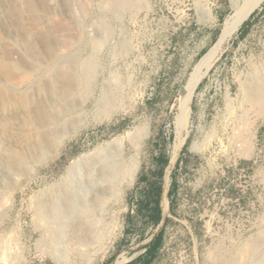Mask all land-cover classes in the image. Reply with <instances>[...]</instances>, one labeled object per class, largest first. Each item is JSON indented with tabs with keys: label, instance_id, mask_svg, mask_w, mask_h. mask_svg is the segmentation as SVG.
<instances>
[{
	"label": "rangeland",
	"instance_id": "obj_1",
	"mask_svg": "<svg viewBox=\"0 0 264 264\" xmlns=\"http://www.w3.org/2000/svg\"><path fill=\"white\" fill-rule=\"evenodd\" d=\"M99 1H77L76 22L63 14L62 0H54V8L45 0H29L25 6L43 11L39 18L25 20L27 29L42 24L41 33L60 42L73 40L67 62L76 66L80 58L94 55L98 69L89 90L82 88L74 98L75 118L48 137L47 147L26 165L25 154L20 157L21 178L10 177L4 186L13 195L0 212L4 221L0 233L9 241L14 264H70L44 243V229L33 208L67 183L76 160L114 146L123 148L126 157L135 156L139 168L133 184L105 204L101 227L94 230L86 225L91 237L102 235L77 245L76 262L264 264V114L251 107L244 94L245 85L264 75V2L225 44L224 53L198 86L188 138L174 165L184 86L194 65L218 39L224 20L232 13L231 0H141L138 8L116 14L106 12ZM105 24L110 32L98 52L81 43V37L87 41L100 35ZM5 50L10 52L0 61V88L4 87L0 98L24 97L25 90L24 95L15 94L12 87L21 79L23 56ZM6 70L19 81L5 74ZM6 79L17 82L12 80L16 82L12 85ZM106 97L112 101L111 112L101 114ZM78 103H83L80 110ZM1 114L0 131L7 129L3 123L7 115ZM70 126L74 135L50 154L60 135L72 130ZM140 129L145 130V138L136 149L130 139ZM194 142L202 149L193 151ZM245 145L251 147L247 156L240 153ZM40 160L43 164L37 165ZM253 241L261 244L259 253H263L245 254ZM124 256L126 261H122Z\"/></svg>",
	"mask_w": 264,
	"mask_h": 264
},
{
	"label": "bare ground",
	"instance_id": "obj_2",
	"mask_svg": "<svg viewBox=\"0 0 264 264\" xmlns=\"http://www.w3.org/2000/svg\"><path fill=\"white\" fill-rule=\"evenodd\" d=\"M27 1L29 0H0V61L6 52H10L5 50L7 48L14 50L13 54H22L23 57L20 59L22 68L20 67L21 71L19 70V72L22 73L21 79L19 81L18 78L11 73L12 76L19 81L15 87H12L14 88L15 94L21 93L24 95L22 91L25 90L24 97H19L18 95L16 97H7L6 99L4 97L0 98V113L6 114L7 117H9H6L7 121L5 120L3 122L5 126H7V129L5 128L6 130L0 131V212L12 201L13 192L4 190L6 182L10 177L14 179L21 178V172L19 173V170L20 166L23 165V161L20 159H23L24 154L25 162L31 160L34 155L37 156V151L41 150L43 147H47L45 146L47 138L53 136L55 132L61 131L59 130L60 127L74 117V98L80 94L82 88L83 92L89 90L90 83L98 69L94 59L95 57L93 58L94 55H90L85 59L80 58V60L76 62V66L67 62L70 58L69 55H71V46L75 43L73 40L65 39L64 41L62 40L63 42H60L58 38H54L50 34L41 33L42 24L37 25L35 28L27 29V27H25V20L32 21V16L39 18L43 12L41 9L25 8L28 3ZM45 1L54 8V0ZM62 1H64L61 7V10L64 11L63 14L66 15V18L68 17V21L70 19V21L75 20L76 22V16H78L76 15L78 14L76 13V5L78 4L77 1L80 0ZM99 2L106 12H113L114 14L127 8L136 9L141 6V0H100ZM263 2L264 0H244L243 2H240V0H231L232 13L224 20L218 39L194 65L184 86V93L181 98L179 97L180 117L177 119L174 165L188 138L187 127L192 117L191 104L198 86L212 69L217 59L224 53L225 44L239 31L244 22L248 20L251 14L260 7ZM83 5L85 4L83 3ZM45 14L47 13H44V15ZM44 20L46 21V19ZM69 22L68 24H70ZM45 24H47V22ZM68 27L71 28L70 26ZM76 27L78 31L79 27ZM76 27L74 28L76 29ZM100 28L101 27H99V29ZM82 30L84 32V29H81V32ZM109 30V25L105 24L102 27V33L100 35L87 38V41L84 37H81V39L83 38L81 43L86 42L85 44H87L93 52H98L99 49L103 47L106 35L110 32ZM52 31L54 30L52 29ZM56 31L58 30L56 29ZM4 60L6 59L4 58ZM5 62H7V60ZM17 63L19 64V62H15L14 64L17 65ZM11 65L9 64V67H11ZM18 67L17 65V69H19ZM8 72L9 71L5 72V74ZM6 80L9 81L11 79ZM16 80L14 79L13 81ZM4 81L5 80H3V82ZM16 82L12 85L16 84ZM7 83H10V81ZM7 87L8 86H6V88ZM244 91L245 101L249 103L251 107H256L260 113L264 114V75L258 76L256 81L251 84L249 83L247 87L245 85ZM10 92L11 90L9 93ZM81 95L83 94L81 93ZM101 102L103 104H99V111L101 114H107L108 110L111 109L112 101L110 102V98L106 97ZM77 106H79L80 110L83 107V103L80 105L78 103ZM0 125H3L2 122H0ZM22 129H25V131L22 132ZM62 133L63 132H60V134ZM74 133L75 130L73 129L68 132L66 131L62 135L58 133L60 137L54 142L50 154H55L65 139L72 137ZM144 138L145 130L140 129L131 137L130 141H132L133 146L137 149L140 147ZM122 149L123 148L120 146L109 147L108 149L96 152L95 155L91 154L94 155L92 157H89L90 155L88 157L84 155V158H80L78 161L76 160L69 168V174H67L66 180L67 183L57 188L47 199L36 202L33 208L38 224L44 229L42 234L44 243L52 246V248H56L55 252L59 253V256L69 261L70 264H81L78 261L76 262L77 255L79 254L77 245L81 246L88 244L102 235L99 233L100 235L95 234L94 237H91L86 225L88 224V226L94 230L101 227L103 221L102 216L105 214V204L107 201L112 197H117L124 186H131L134 182L139 168L138 160L135 156L126 157ZM191 149L193 151H198L202 149V146L194 142ZM17 150L20 152L22 151L23 155H21V153L17 155V153H19V151L16 152ZM240 153L244 156L249 155L251 153V147L245 145ZM43 161L44 160H40L36 162V164L42 165ZM26 164L27 162L25 165ZM22 173L24 172L22 171ZM26 175L27 174H25V176ZM170 176L171 173L169 179ZM3 225L4 221L0 220V229ZM253 242L248 243L245 254L257 256L263 253L261 251V253H259V245L261 244H259V242ZM11 250L9 241L4 239L0 233V264H14L15 261L13 259L15 257H11ZM262 258H264V254ZM127 259L128 258L124 256L122 261H126ZM225 261H222L221 264H232L229 263L228 260L227 262ZM118 262H121V260H118Z\"/></svg>",
	"mask_w": 264,
	"mask_h": 264
}]
</instances>
